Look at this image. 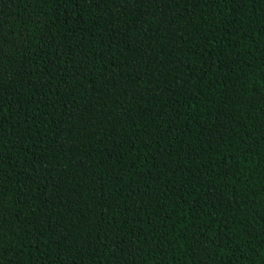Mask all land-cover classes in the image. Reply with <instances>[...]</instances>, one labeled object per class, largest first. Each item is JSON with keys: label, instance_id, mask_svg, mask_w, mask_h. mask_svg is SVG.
I'll use <instances>...</instances> for the list:
<instances>
[{"label": "trees", "instance_id": "1", "mask_svg": "<svg viewBox=\"0 0 264 264\" xmlns=\"http://www.w3.org/2000/svg\"><path fill=\"white\" fill-rule=\"evenodd\" d=\"M0 264H264V0H0Z\"/></svg>", "mask_w": 264, "mask_h": 264}]
</instances>
